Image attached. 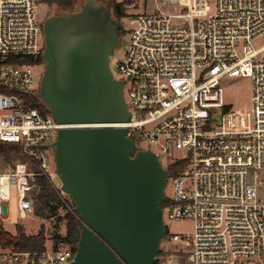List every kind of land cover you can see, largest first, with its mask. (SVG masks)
Here are the masks:
<instances>
[{"label":"built area","instance_id":"2783aa9c","mask_svg":"<svg viewBox=\"0 0 264 264\" xmlns=\"http://www.w3.org/2000/svg\"><path fill=\"white\" fill-rule=\"evenodd\" d=\"M164 1L176 11H124L129 42L116 66L130 112L119 126L135 149L154 152L138 148L140 141L171 154L163 222L165 216L192 222L189 234H164L181 245L157 255L155 264H264V197L258 194L264 189V43L255 44L264 36V0ZM36 2L0 0V142L15 144L22 157L0 172L1 219L10 186L19 216L33 213L30 192L38 175L75 212L55 183L49 144L60 128L88 125L59 124L28 104L40 102L43 71L36 61L43 48ZM225 77L249 78L247 111L223 103ZM73 255L68 245L0 246V264H68Z\"/></svg>","mask_w":264,"mask_h":264},{"label":"water","instance_id":"95a60500","mask_svg":"<svg viewBox=\"0 0 264 264\" xmlns=\"http://www.w3.org/2000/svg\"><path fill=\"white\" fill-rule=\"evenodd\" d=\"M110 2L41 21L43 71L37 96L59 124L54 168L82 223L68 264H155L165 234L162 202L169 173L158 156L135 149L119 126L130 112L123 82L108 64L119 46Z\"/></svg>","mask_w":264,"mask_h":264},{"label":"rangeland","instance_id":"374dc122","mask_svg":"<svg viewBox=\"0 0 264 264\" xmlns=\"http://www.w3.org/2000/svg\"><path fill=\"white\" fill-rule=\"evenodd\" d=\"M85 0H76L75 2V10L77 11L80 8V5ZM101 3L103 1H109L110 7L113 1L115 2H126L127 0H99ZM124 10L127 12H146L150 13L155 10L156 7L174 12L177 7L169 4L164 0H129L128 3L124 4ZM73 11V12H74ZM64 15L65 11H62L56 7V5L48 6L45 3L37 1L35 3V16L36 20L41 24V21L49 16V15ZM119 24L122 27L124 33L122 37L119 39V46L111 51L108 64L109 69L112 75L118 79L120 75L116 70V66L122 60L123 55L125 53L126 47L129 42V34L127 32V23L124 19V15L120 18ZM264 43V36L255 41L257 46ZM43 70V68H42ZM222 87V101L223 103L231 110H241L247 111L250 106V97H251V84L250 80L247 77H234L229 78L225 77L221 83ZM135 145L138 148H150L152 149L158 156L161 164L164 167H167L168 162L171 159V154H165L157 150L154 146L146 143V142H136ZM17 161H22V157H20L16 152H12L6 157L0 156V172L9 171L10 167ZM56 185H60V181L57 178L55 180ZM260 197H264V189L259 190L258 192ZM8 203V214L4 219L0 218V224L4 227L5 230L14 234L16 230H22L25 234L34 235L37 233L41 224H43L46 241V247H51L52 245H57L59 247H65L66 244L62 241V237L65 234V226H64V210L58 209L56 214L51 218V220L43 221L41 218L37 217L34 213L25 215L24 217L19 216V209L17 207V192L14 186H10L9 188V198L7 200ZM164 228L165 232L170 234H189L192 230V222L189 220H171L165 216L164 219ZM58 236V237H57ZM181 244L178 242L169 241L163 238L159 245L160 253L157 255L163 254V252H173L176 250ZM171 259V258H169Z\"/></svg>","mask_w":264,"mask_h":264},{"label":"trees","instance_id":"16d2710c","mask_svg":"<svg viewBox=\"0 0 264 264\" xmlns=\"http://www.w3.org/2000/svg\"><path fill=\"white\" fill-rule=\"evenodd\" d=\"M45 3L48 6L56 5V7L66 13L73 12L75 10L76 0H37ZM126 2H115L111 3V14L118 20L124 15V4ZM123 30L118 24L116 29V35L120 39L123 35ZM36 61L41 63V55H37ZM29 105L35 106L43 112H46L44 106L38 101H30ZM17 146L10 142H0V156L6 157L12 152H16ZM170 171V170H169ZM33 203V213L41 218L42 220L48 221L53 218L58 209L64 210V226L65 234L62 237V241L68 245L73 252H75L77 241L79 238V233L82 228V223L77 218L75 212H70L65 210L62 206V201L60 196L57 194L56 190L51 186L48 179L42 175H38L35 178V187L30 192ZM70 206L74 208V203L71 200ZM162 207L165 206V202H162ZM166 234V232H165ZM58 237V236H57ZM46 241L45 231L43 224L39 227L38 231L34 235L25 234L22 230H16L14 234L4 229L0 224V246L9 247L16 250H42L44 248ZM160 251L158 250L157 254Z\"/></svg>","mask_w":264,"mask_h":264},{"label":"flooded vegetation","instance_id":"af4514ba","mask_svg":"<svg viewBox=\"0 0 264 264\" xmlns=\"http://www.w3.org/2000/svg\"><path fill=\"white\" fill-rule=\"evenodd\" d=\"M99 1V0H98ZM100 2V1H99Z\"/></svg>","mask_w":264,"mask_h":264}]
</instances>
